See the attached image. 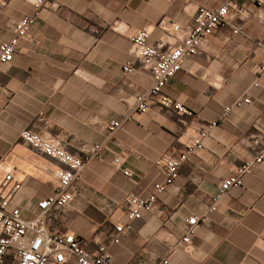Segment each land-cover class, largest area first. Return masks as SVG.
<instances>
[{
    "label": "crops",
    "instance_id": "crops-1",
    "mask_svg": "<svg viewBox=\"0 0 264 264\" xmlns=\"http://www.w3.org/2000/svg\"><path fill=\"white\" fill-rule=\"evenodd\" d=\"M51 1L0 71V185L7 173L21 183L12 206L24 219H32L36 204L54 193L59 164L21 141L20 132L30 128L71 153L105 142L109 124L152 84L135 57L134 33L147 27L150 44L173 47L185 35L173 27H190L199 5L216 9L230 0ZM33 2L0 0V44L12 39L14 23L32 13ZM236 13L233 23L244 34L221 27L164 88L192 114L156 102L137 114L106 141L70 204L48 225L50 233H71L89 252L106 243L111 264H264V159L209 212L220 182L264 149V74H258L264 0H240ZM128 62L137 66L134 73L123 71ZM246 95L251 103L222 119L224 106ZM212 121L219 125L203 148L158 196L160 211L144 212L112 244L115 227L125 222L126 195L149 196L164 180L156 162L182 153L196 129ZM117 155L123 158L120 169L113 164ZM124 169L136 177L129 179ZM192 216L198 219L195 234L182 243Z\"/></svg>",
    "mask_w": 264,
    "mask_h": 264
},
{
    "label": "built area",
    "instance_id": "built-area-1",
    "mask_svg": "<svg viewBox=\"0 0 264 264\" xmlns=\"http://www.w3.org/2000/svg\"><path fill=\"white\" fill-rule=\"evenodd\" d=\"M238 1L240 0H230L216 9L199 5L190 27L185 29L178 25L173 27L175 33L183 31L185 34L183 39L173 47L164 48L161 44H150V33L147 27L134 33L131 42L135 57L139 66L151 73L152 84L146 92L138 93L134 97V101L120 119L109 124L106 141L111 140L120 129L132 122L137 114L145 113L154 102L181 114H192L180 102L164 94V88L180 72L187 59L201 54L202 45L221 27L232 28L235 35L244 34L242 28L233 23V17L237 15ZM250 1L256 4L263 2V0ZM51 3V0H34L32 13L14 23L12 39L0 44V71L2 67L12 62L20 41L27 37L29 29L40 17L42 9L52 5ZM231 8L235 9V12H232ZM159 25L165 28L166 23L161 21ZM136 69L137 66L133 62H128L123 67V71L127 73H134ZM258 74H264V61L258 68ZM258 85V82L254 83L255 87ZM249 103L251 99L246 95L236 99L231 105L224 106L222 119L230 117L233 107H242ZM218 125V121L202 125L196 129L182 153L164 155L156 162V165L163 169L164 180L154 185L149 196L142 198L133 193L126 195L123 203L125 222L115 227V235L111 238L112 244H119V236L124 232H130L133 222L142 219L144 212L160 211L157 204L158 196L174 184L178 178L180 166L203 148L204 140ZM19 136L20 140L33 150L50 157L59 164L53 172L56 188L51 196L41 199L36 204L37 212L32 219H24L20 209L12 206L13 198L21 188V183L14 181L11 173L6 174L0 185V264H111L112 254L106 243L100 244L95 252H89L82 240L73 234L50 233L48 230V225L53 221L55 214L62 213L72 201L75 185L81 180L91 162L104 149L106 141L86 145L80 153H71L58 141L30 128L22 130ZM263 159L264 149L258 156L239 165L232 176L222 180L217 194L213 197L209 212L216 211L218 202L228 194L230 189L242 186L244 178ZM122 162L123 158L120 155L113 160L114 166L118 169ZM123 174L129 179L136 177L130 169H124ZM197 225L198 219L195 216L187 219L182 243L189 242L195 234Z\"/></svg>",
    "mask_w": 264,
    "mask_h": 264
}]
</instances>
